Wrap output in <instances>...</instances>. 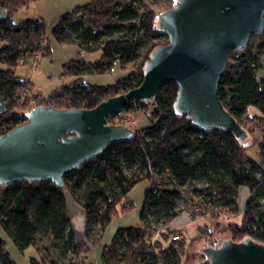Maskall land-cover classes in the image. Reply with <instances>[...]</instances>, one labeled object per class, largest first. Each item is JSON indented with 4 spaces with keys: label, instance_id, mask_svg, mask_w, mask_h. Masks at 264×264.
Returning a JSON list of instances; mask_svg holds the SVG:
<instances>
[{
    "label": "trees",
    "instance_id": "16d2710c",
    "mask_svg": "<svg viewBox=\"0 0 264 264\" xmlns=\"http://www.w3.org/2000/svg\"><path fill=\"white\" fill-rule=\"evenodd\" d=\"M40 0H0L7 18L0 23V98L7 109L0 114V136L27 120L39 105L55 110H91L110 98L138 88L151 52L167 44L156 30L157 16L177 0H88L62 15L52 30L62 46L84 53H100L94 63L73 60L63 66L70 84L47 99L29 96V84L14 70L37 56H49L40 20L19 24L12 14ZM264 36V31L260 35ZM259 46V44H258ZM232 51L217 87V96L239 127L251 136L259 131L260 166L245 154L235 136L213 130L202 133L185 116L175 113L177 86L165 85L146 101L132 100L108 125L134 131L129 142L109 145L96 159L64 176L59 188L49 181L16 182L0 186V230L19 252L33 248L31 264H85L90 249L100 248L101 264H182L185 241L172 240V222L187 213L190 220L236 215L239 187L250 195L240 225L229 223L231 240L250 239L264 245V75L262 46ZM118 65L126 75L113 83L84 84L86 76L108 74ZM257 114L250 115L249 109ZM145 116L149 125L134 130L132 119ZM118 120L119 122H115ZM149 186L138 212V226L119 228L110 242L103 235L113 219L132 210L128 193L142 181ZM65 194L84 213L85 243H77ZM0 239V264H14Z\"/></svg>",
    "mask_w": 264,
    "mask_h": 264
},
{
    "label": "water",
    "instance_id": "95a60500",
    "mask_svg": "<svg viewBox=\"0 0 264 264\" xmlns=\"http://www.w3.org/2000/svg\"><path fill=\"white\" fill-rule=\"evenodd\" d=\"M7 18L0 9V23ZM157 32L167 44L155 48L142 71L141 85L91 110H55L39 105L27 120L0 136V186L49 181L62 188L63 178L99 157L114 143L129 142L134 131L108 125L132 100L154 98L167 84L177 86L175 113L202 133H229L240 143L246 133L220 103L217 87L232 51H243L264 31V0H177L157 16ZM7 104L0 98V114ZM199 264H264V245L250 239L224 240L201 249Z\"/></svg>",
    "mask_w": 264,
    "mask_h": 264
},
{
    "label": "rangeland",
    "instance_id": "374dc122",
    "mask_svg": "<svg viewBox=\"0 0 264 264\" xmlns=\"http://www.w3.org/2000/svg\"><path fill=\"white\" fill-rule=\"evenodd\" d=\"M87 2L88 0H40L11 15L10 21L14 24H19L28 20H40L45 26L44 44L48 47L50 55L35 57L37 60L36 70L32 67L31 61H28L18 66L13 73L15 78L29 84V96L38 95L39 98L47 99L54 91L70 84L71 79L62 76L63 66L70 61L79 60L86 63L99 61L100 53L88 54L79 51L75 46L59 45L52 36V30L62 15L72 11L78 6L85 5ZM248 44H251V50H256L258 44L262 46L261 54H259L262 62V72H259V75H264V36H252ZM0 69L5 70V67L0 64ZM125 75L126 72L121 71L119 66L115 65L108 74L86 76L83 82L89 85L106 86ZM249 114L255 115L257 112L250 108ZM115 122L119 121L115 120ZM123 122H125V125L131 124L134 130H142L149 125L148 119L145 116L135 121L132 119L131 123H126V119H124ZM262 141L263 137L261 133L256 131L251 136H246L243 142L246 156L260 166H263L259 151V145ZM149 185V182L144 180L135 186L127 195L128 201L133 204L132 210L115 219H118V221H128L131 223L130 225L138 226V212L143 206L144 194ZM249 195L250 192L246 185L239 187L236 199L238 210L236 215L224 214L217 219H212L207 216L190 220L189 215L183 213L172 222V228L178 226L179 228L177 229L181 238L185 241V252L182 258V264L202 263L205 257L202 255L201 249L207 247L217 248L222 241L231 240V235L227 230V226L229 223L240 225L241 211L247 203ZM65 196L68 202V211L70 212L75 228V236L77 239L80 237L84 239L83 228L77 219L79 218V213L73 210V208H79L81 212H83V210L73 202L68 194H65ZM113 230L114 226H110V228L107 227L103 241L110 242L113 237L111 235ZM0 239L5 242L6 252L9 254L14 264H31V259H37L36 253L31 247L23 252H19L2 230H0ZM84 263L101 264L100 248L91 249Z\"/></svg>",
    "mask_w": 264,
    "mask_h": 264
},
{
    "label": "crops",
    "instance_id": "0c3cea01",
    "mask_svg": "<svg viewBox=\"0 0 264 264\" xmlns=\"http://www.w3.org/2000/svg\"><path fill=\"white\" fill-rule=\"evenodd\" d=\"M67 204H68V202H67ZM75 207V206H74ZM73 210H75V211H77V213H79V218H77L78 219V221L80 222V225H81V227L83 228V231H84V225H85V219H84V214H83V212H81V210L78 208H73ZM68 214H69V218H70V223H71V226H72V229H73V232H74V234H75V228H74V226H73V221H72V218H71V216H70V212L68 211ZM81 214H83V215H81ZM81 215V216H80ZM83 216V217H82ZM131 223L130 222H128V221H118V219H113L112 220V222H111V225L110 226H114V230L112 231V236L115 234V232L119 229V228H124V227H128V226H132V225H130ZM110 226H109V228H110ZM173 228H179L178 226H175V227H173ZM106 232V231H105ZM104 235H105V233H104ZM104 235H103V239H104ZM110 238H111V236H110ZM109 238V239H110ZM75 241L77 242V243H85V238L84 239H82V237H80V238H76V236H75ZM109 241V240H108ZM108 242L107 241H103V244L104 245H106ZM91 250V249H90ZM86 260V259H85Z\"/></svg>",
    "mask_w": 264,
    "mask_h": 264
},
{
    "label": "built area",
    "instance_id": "2783aa9c",
    "mask_svg": "<svg viewBox=\"0 0 264 264\" xmlns=\"http://www.w3.org/2000/svg\"><path fill=\"white\" fill-rule=\"evenodd\" d=\"M31 65H32V67L34 68V70H36L37 68V60L36 59H33L32 61H31ZM180 239H181V235H180V233H179V231H178V229H177V231H176V233L173 235V238H172V240L176 243V242H179L180 241Z\"/></svg>",
    "mask_w": 264,
    "mask_h": 264
}]
</instances>
